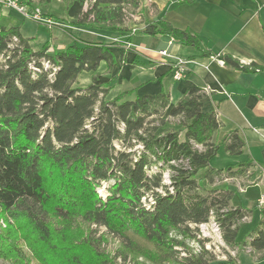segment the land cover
I'll return each mask as SVG.
<instances>
[{
  "label": "trees",
  "instance_id": "trees-1",
  "mask_svg": "<svg viewBox=\"0 0 264 264\" xmlns=\"http://www.w3.org/2000/svg\"><path fill=\"white\" fill-rule=\"evenodd\" d=\"M34 1L52 0L25 4L31 8ZM62 1L73 26L130 32L128 19L142 16L137 12L140 0ZM19 29L0 24V259L12 264H117L101 247L103 235H109L118 241L116 253L123 259L143 257L163 264L175 259V247L186 250L185 238L203 245L195 231L210 217L219 224L223 242L236 247L240 221L250 210L230 206L233 192L228 189L202 193L200 179L241 176L251 163L210 166L220 146L239 155L245 143L237 130L212 141L221 124L214 111H202L204 89H188L168 112L178 128L160 132L168 93L130 98L131 91H123L109 97L113 78L98 68L102 61L107 70L112 67L110 47L118 42L74 38L63 48L50 49L47 40L36 49ZM134 32L163 35L211 54L195 32L164 20L147 22ZM124 52L122 48L121 60ZM218 58L246 72L264 69L228 54ZM83 72L91 74L84 86L78 84ZM55 218L67 225H95L104 233L94 237L95 229H90L86 241H70L55 230ZM240 244L264 252V216ZM177 262L209 264L201 256Z\"/></svg>",
  "mask_w": 264,
  "mask_h": 264
},
{
  "label": "crops",
  "instance_id": "crops-1",
  "mask_svg": "<svg viewBox=\"0 0 264 264\" xmlns=\"http://www.w3.org/2000/svg\"><path fill=\"white\" fill-rule=\"evenodd\" d=\"M137 12H142V16L128 19L129 28L141 29L147 22L164 20L195 32L203 49L211 54L204 56L201 50L163 35L90 29L70 25L72 19H66L70 29L59 27L54 36L50 35L48 40L53 39L50 49L63 48L74 38L118 42L110 47L115 59L112 67L107 70L102 61L98 68L99 72L113 78L109 97L123 91H131L130 98L164 91L169 94L166 117L188 89H204L202 111H214L221 124L213 133L212 141H219L227 132L237 130L245 143L239 155H230L220 146L210 166L224 169L228 165L250 162L255 168L250 169L255 177L252 183L242 184L247 173L222 177L219 182L222 188L233 192L229 202L233 207L250 210L236 237L238 243L245 241L264 216V208L256 203L264 193V69L238 70L221 62L218 56L228 54L241 64L264 66V0H140ZM7 15L6 7L0 4V17ZM19 30L23 37L29 38ZM122 48L125 52L121 60ZM178 61L182 62L183 76L175 79L173 71ZM218 156L222 157L221 162Z\"/></svg>",
  "mask_w": 264,
  "mask_h": 264
},
{
  "label": "rangeland",
  "instance_id": "rangeland-1",
  "mask_svg": "<svg viewBox=\"0 0 264 264\" xmlns=\"http://www.w3.org/2000/svg\"><path fill=\"white\" fill-rule=\"evenodd\" d=\"M18 2L25 4V0H17ZM32 8H39L42 15L51 19L52 24H45L43 22L35 21L29 17H26L19 11L14 8L6 7L9 15L6 17H0V24L3 25H16L19 26L23 35L31 38V42L34 48H40L42 44L51 38V34H55L57 32V28L64 27L65 29H70L67 25L68 22L66 20L64 14V3L62 0H52L48 4H37V2H32ZM1 6H3L1 4ZM133 18V15H131ZM131 29V28H130ZM132 30V29H131ZM54 36V35H53ZM50 43L51 40L49 39ZM101 70V69H100ZM91 74L88 72H83L78 77L79 85H87L90 82ZM167 114H164V121L162 124H159L160 132L165 131L167 129H177L178 124L175 119H171L166 117ZM182 138V134L180 136ZM218 161H222V157L218 156ZM252 167V168H251ZM255 169L254 166H250L246 169V173L248 176L244 177V181L242 184H249L255 180V177L252 175V170ZM249 171V172H248ZM202 171L196 175L197 179L202 177ZM222 177H216L213 182H208L205 179H200V183L203 185L202 193H206L208 191L212 195H218L213 189H225L222 188L221 182ZM167 181V179L165 178ZM206 189V191H205ZM103 192V188L101 189ZM214 191V192H213ZM237 201V198H235ZM230 206H232L229 203ZM214 221V222H212ZM55 230L61 232L64 237L70 241H77L80 239L87 240L88 231L90 229H95L94 237L102 235L104 233V228H95V225H91L88 223H84L81 221H77L76 223H72L67 225L65 222L61 221L58 218H55ZM217 221L210 217L208 222L197 225L196 238L202 240L203 245L199 244L196 240L192 238L184 239V246L186 250H181L180 247H175V250L178 252L177 256L175 255V259L173 261L164 262L163 264H177L180 258L187 256L188 258H193L197 256H201L203 259L209 261V264H264V252H256L251 250L250 247L241 245L237 243L236 247L233 249L228 247L222 239V232L219 224H215ZM245 224V219L240 221V226ZM0 225L4 226V222L0 219ZM194 227V226H193ZM16 237L19 236L18 233L15 234ZM118 241L109 235H103L102 238V249L104 248L106 254L115 260L117 264H151L150 261L145 260L143 257H139L136 261L127 257L123 259L120 255L116 253L118 248ZM115 257V258H114ZM176 261V262H174ZM174 262V263H173ZM0 264H12L11 262H6L0 259ZM88 264H90L88 262Z\"/></svg>",
  "mask_w": 264,
  "mask_h": 264
},
{
  "label": "built area",
  "instance_id": "built-area-1",
  "mask_svg": "<svg viewBox=\"0 0 264 264\" xmlns=\"http://www.w3.org/2000/svg\"><path fill=\"white\" fill-rule=\"evenodd\" d=\"M0 4L6 6V7H11L16 9L17 11H19L20 13H22L23 15H25L26 17H29L35 21L38 22H43L45 24H52V21L50 18L45 17L42 15L41 11L39 8L35 7V8H29L26 4H22L20 2H18L17 0H0ZM136 14L133 15V18H131V20L136 19ZM130 21V20H128ZM135 30V27H132V31ZM161 53H164L163 51ZM183 76V67H182V62L178 61L177 66L174 68L173 71V77L175 79H180ZM257 206L260 208H264V193L260 194L257 201ZM247 217H244V219H246Z\"/></svg>",
  "mask_w": 264,
  "mask_h": 264
},
{
  "label": "bare ground",
  "instance_id": "bare-ground-1",
  "mask_svg": "<svg viewBox=\"0 0 264 264\" xmlns=\"http://www.w3.org/2000/svg\"><path fill=\"white\" fill-rule=\"evenodd\" d=\"M144 199V198H143ZM212 222H214V221H212ZM215 224H217V223H215Z\"/></svg>",
  "mask_w": 264,
  "mask_h": 264
}]
</instances>
